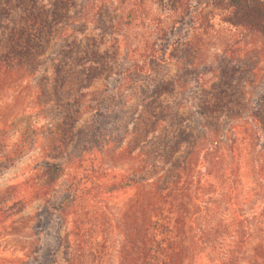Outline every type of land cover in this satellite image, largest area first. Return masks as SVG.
Returning <instances> with one entry per match:
<instances>
[{
    "label": "trees",
    "instance_id": "16d2710c",
    "mask_svg": "<svg viewBox=\"0 0 264 264\" xmlns=\"http://www.w3.org/2000/svg\"><path fill=\"white\" fill-rule=\"evenodd\" d=\"M144 1L117 0L119 57L101 51L93 35L79 36L83 13L71 15V0H0V96H18L19 78L37 77L48 63L40 87L56 113L12 146L0 115V166L64 137L55 159L72 147L65 162L45 168L51 182L63 180L61 194L40 184L24 196H51L43 216L56 245L40 238L23 264H55L72 233L80 264H111L114 252L117 264H264V83L255 99L245 98L238 91L243 71L227 59L236 42L209 55L210 36L198 33L209 26L202 9L212 7L263 38L264 0H151L162 12L158 24L142 21ZM174 57L181 73L196 74L192 120L167 100L177 82L166 70ZM86 113L90 122L74 134ZM70 215L73 231L64 238L59 226Z\"/></svg>",
    "mask_w": 264,
    "mask_h": 264
},
{
    "label": "rangeland",
    "instance_id": "374dc122",
    "mask_svg": "<svg viewBox=\"0 0 264 264\" xmlns=\"http://www.w3.org/2000/svg\"><path fill=\"white\" fill-rule=\"evenodd\" d=\"M71 1L74 3L71 15L75 17L76 14L83 13L81 17L83 23L77 28L79 36H81L80 32L86 35H93L102 42L101 51H118L120 53L119 57H123L125 47L122 32L114 31L112 28L113 21L115 22L122 12L117 0H89V3H86V0ZM91 2L96 6H91ZM144 4L146 10L142 13L144 15L142 21L147 24L150 19L155 18L154 24H158L156 19H158L159 13L162 12L159 7L157 8V3L145 0ZM83 6L84 9H82ZM222 12L223 10L219 8L206 7L204 10L202 9L200 20L203 21L206 17L209 26L205 30L202 27V29L198 30V33L205 32V34H209L210 41L207 50L209 55H212L213 52H218L224 45L236 42L234 51L230 53L227 59L237 62L243 71V73H240L241 81L238 82V91L244 92L245 98L255 99L262 83H264V37L247 35L244 27L225 22L222 19ZM139 32L145 35L149 33L148 29L143 26H141ZM175 62L174 57L173 61L168 62L166 65V70H170V76L177 80L175 90L167 95V100L173 108L182 106L179 115L182 112L184 117L192 120L194 108L190 106L188 98L196 102V94H191V91H193L191 85L196 74L185 75L181 73V70L175 66ZM176 64L181 65V63L177 62ZM46 66V71L43 67L37 70V77L33 75L35 71L32 75H29L30 72H28V75L19 78L17 83L21 85L15 86L14 89L23 90L18 96H11L10 94L13 92L11 90L6 92L5 98L0 96L2 122L8 125L6 128L9 133H12L8 146L16 143L21 138L20 134L26 131L32 132L34 128L40 129V127L48 124L56 114L53 104L51 102L46 103L48 95L43 96L41 92V79L50 77L49 64L47 63ZM248 79H251L250 83L246 82ZM46 89H48L47 86ZM10 105L16 107L11 108ZM90 119V114L86 113L81 118L74 134L78 133L79 127L84 126L86 123L88 124ZM132 124L129 123L127 125L129 131L132 128ZM77 138L79 137L73 138L72 145ZM240 139H243V132L240 134ZM65 142L66 139L64 137L57 140L55 147L46 148L41 144V147H35L32 151L18 157L14 163L6 167L0 166V264H23L24 254L29 249L41 244V241L45 246L56 245V238L51 237L56 230L52 225L46 223L45 215L43 216V211L46 209L44 205L49 206L51 204V196L41 198L37 197L36 194H32V196L37 198L28 202L24 201V196L28 192H30L29 194L33 193L35 187L40 184L42 186L53 184L51 186H56L58 189L57 194H61L59 190L63 189V180L59 183L51 182L45 176V168L48 163L66 161L65 157L72 152V147L69 148L63 157L55 159L56 154H58L55 149ZM10 186H14L10 191L13 195L7 200H1L6 192L9 191ZM126 195L128 194L121 196V198L126 197ZM48 229H52L51 235L47 233ZM71 231H73V221L70 215L64 224H60L59 233L66 238ZM69 237L71 245L64 242L56 250L57 261L55 264H80L76 259L78 238L73 233ZM115 247H117V244ZM89 262V260L84 258L82 264H90ZM111 264H117L115 252L111 257Z\"/></svg>",
    "mask_w": 264,
    "mask_h": 264
}]
</instances>
